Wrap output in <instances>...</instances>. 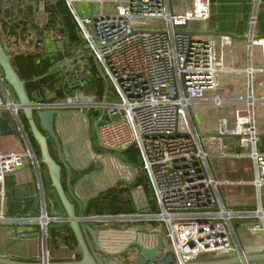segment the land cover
I'll return each mask as SVG.
<instances>
[{"label":"built area","instance_id":"obj_1","mask_svg":"<svg viewBox=\"0 0 264 264\" xmlns=\"http://www.w3.org/2000/svg\"><path fill=\"white\" fill-rule=\"evenodd\" d=\"M64 1L77 26L76 44L63 31L61 17L54 15L52 20L57 0H17L16 7L12 0H0V39L11 57L35 52L62 55L55 62L61 69L57 88L62 95L53 100L36 96L31 101L35 114L49 109L91 114L99 146L111 151L131 146L139 150L137 177L145 178L130 189L135 210L89 218L162 223L177 264L198 261L208 253H232L241 263L250 264L233 221L253 219V229L264 231V151L260 149L264 129L259 128L253 111L254 102L264 105V95L255 91L264 66L245 69L251 96L237 98L233 125L229 118L221 117L216 129L205 131L194 113V103L212 101L220 108L227 107V98L208 95L219 90L221 76L237 71L231 62L232 49L241 38L229 34L204 38L202 32L188 30L194 21L203 26L208 22L212 0H180L181 5L171 0ZM94 1L100 5L98 10ZM76 2L89 3L90 15L84 16ZM27 7L32 12L22 13ZM255 20L256 15L253 27ZM248 40L250 46H262L264 62V37L250 32ZM111 87L119 100L108 98ZM15 99L0 67V109L14 114L26 143L21 151L5 152L0 139L1 185L8 174L27 165L39 173L43 168ZM228 136L237 137V144L249 149L247 156L254 164L251 180L215 177L210 158L228 156ZM221 184L253 185L257 207H227L221 199ZM46 206L44 202L41 217L27 218L40 224L44 262L50 261L49 226L53 220Z\"/></svg>","mask_w":264,"mask_h":264},{"label":"crops","instance_id":"obj_2","mask_svg":"<svg viewBox=\"0 0 264 264\" xmlns=\"http://www.w3.org/2000/svg\"><path fill=\"white\" fill-rule=\"evenodd\" d=\"M255 10L257 11V15L254 14ZM31 12V7L22 10V13ZM254 15H256V20L254 22V24L257 23L256 28L251 26V24H253L252 18ZM202 29L203 33H201V35H203L204 38L220 34H234L243 37V39L240 38L234 43L232 49L233 57L231 58V62L237 70L234 74L237 75L239 80L233 83V87H231L229 81L227 84L220 83V87L222 90H224L223 88L227 90L228 87L229 91L237 87H243L245 89V81L248 77L245 69L252 65L253 68L259 70L264 66L262 46L257 44L250 46V40H248V35H250L252 29L254 36L264 37V0H259V2L258 0H212L211 17ZM250 52L252 54V59H249ZM238 84H240V86H238ZM256 85L257 88L255 91L257 95H264V91L262 90L264 88V76L258 80ZM232 94L233 97L229 98L226 104L231 114H233L235 102L238 98V95ZM201 103L214 104L212 101H202ZM214 105L216 106V104ZM256 105H259V128L263 131L264 122H262L261 119L264 120V105L260 102H257ZM8 112L10 113L9 120H2L0 117V139H2V148L5 152L21 151L26 147V143L18 130L17 120L14 114L10 110H8ZM195 115L200 123V114L198 115L195 113ZM200 125L205 131H210L203 126L202 122ZM62 135L64 136V134ZM18 138H21L22 143H20ZM261 143L260 149L264 151V137L261 138ZM237 145L236 142V146ZM237 147L241 148L240 145ZM236 154L243 153L236 152L235 154H230L228 151V156L226 157L238 159L239 157H237ZM214 175L221 180H245L239 177V174H233V176L228 179H224L215 173ZM219 189L221 199L229 208L251 209L257 207V191L253 185L221 184ZM91 191L93 192L94 190L88 189L86 192L83 190L80 195L92 194ZM54 193H56V191L51 185V178L48 171L43 168L41 173H39L33 166L27 165L19 171L8 174L5 177L4 183L2 185L0 184V256L25 262H37L42 260L40 224L38 222H30L27 218L41 217L43 213L42 207L44 202H46V211L48 215L53 218L51 223L69 225V222L65 219L66 214L61 203L58 206L59 209H56L57 205L55 204H51L50 208L48 207V198L52 196L55 197ZM262 201L264 205V191ZM88 215L92 216L97 214L96 212H90ZM254 222L253 219H238L233 221L237 237L250 255L264 253V231L254 230ZM159 224L161 223L154 221H107L95 222L94 226L101 230L102 246L109 250H118L123 248L129 241L133 240L136 228L147 230L157 229L161 231ZM49 249L50 260L52 261L71 260L81 253L76 236L71 227L64 233L59 244L55 245L53 242L52 244L49 243ZM237 257V255L232 253H208L200 256L198 261L228 260V264H243L241 262H235ZM250 264H264V259L250 261Z\"/></svg>","mask_w":264,"mask_h":264},{"label":"water","instance_id":"obj_3","mask_svg":"<svg viewBox=\"0 0 264 264\" xmlns=\"http://www.w3.org/2000/svg\"><path fill=\"white\" fill-rule=\"evenodd\" d=\"M55 1L56 0H51L52 3ZM30 5L33 6L34 2H30ZM252 32L253 29L251 30V33ZM186 33L192 35V32ZM231 35L239 37L234 34ZM0 67L3 71L6 82L14 91L18 103L21 106V110L28 120L33 137L39 145L41 154L40 159L42 164L47 168L48 174L51 178V185L55 189L60 203L65 210V219L69 222V225L76 236L81 252L79 256L71 260H50L48 262L42 260L37 262H25L0 256V264H177L174 253L165 242L163 232L157 229L147 230L136 228L133 240L129 241L123 248L118 250H109L102 246L101 230L94 226V223L98 222V219L89 218L90 215H88L87 210L90 202L98 198L101 192L107 191L109 188L98 190L93 194L80 195V192L77 189L78 185L93 174L83 177L74 187H71L69 181L67 186H65L63 181V168L68 171L69 178L71 166L74 167L73 161L67 153V147L74 142H80L81 140L61 143L56 131V118L57 115L62 114L63 111L49 109L35 114L33 104L25 89V82L21 79L12 65L11 56L6 52L1 39ZM68 112L83 115L89 125L88 113L76 110H69ZM260 137H264V132L260 134ZM49 138H53L56 141L59 161L51 153ZM101 148L106 149L104 147ZM108 155L110 154H104L99 161L105 165L103 159ZM119 161L123 166L127 167L129 171L130 178L126 181L130 183L134 182L137 176L136 167L133 164L121 160ZM90 162L83 167H76V169H84L90 164ZM259 259H264V253L247 255L248 261ZM240 261V258L237 257L235 262L240 263ZM188 264H228V260L207 262L195 261Z\"/></svg>","mask_w":264,"mask_h":264},{"label":"rangeland","instance_id":"obj_4","mask_svg":"<svg viewBox=\"0 0 264 264\" xmlns=\"http://www.w3.org/2000/svg\"><path fill=\"white\" fill-rule=\"evenodd\" d=\"M171 1L173 3H178L179 5H181L180 0H171ZM12 5L14 7L18 6L17 0H12ZM76 6L82 12V14L84 16L90 15L89 3L76 2ZM86 7H87V11H86ZM99 7H100L99 3L97 1H94V9L98 10ZM254 14L257 15L256 10H255ZM251 26H253V24H251ZM256 26H257V23L254 24L255 28H256ZM202 28H203V24L201 21H194V22H192V24H190V26L188 27V30L194 29L195 32L198 31V32L203 33ZM222 81H223V84H227V82H228L226 80V78L223 79ZM103 88H104V90L106 88L105 82H104ZM223 89L224 90H222V88L219 87V90H217V92H219L218 96L223 97V98H227V102L224 103L226 105L228 103V99L233 97V94L229 91L228 87H227V90L225 88H223ZM46 94L49 97H52L55 95V93L53 91H50V90H48L46 92ZM208 96L210 97V95H208ZM108 98L111 100H119V98L116 96L114 89L112 87H111V89H108ZM216 106L212 103L211 104L197 103V102L194 103L195 113H197L198 115L200 114V120H201L203 126L207 130H210V131L216 129L217 124H218V120L221 117L229 118L230 125H233V122H234L233 114L229 113V107H226V109H222V108H218ZM68 111L69 110L63 111L61 116H60V114L57 115V117H58L57 118V124H59L61 130H63V132H65L64 137L66 135L67 139H72L74 137V134L71 130L72 123L73 122H82L81 121L82 116L77 115L76 113L68 112ZM229 116L232 118H230ZM0 117L2 120H9L10 113L6 109H0ZM64 123H65V126H63ZM93 134H94V126H92L91 137L89 139H87L84 142H80V143L76 142V144H74L75 143L74 142L73 145L72 144L69 145V147L67 148L68 155L72 159H74V157H75V158H77L78 161H80V159H81V161L82 160L86 161L89 158L90 159L98 158V160H99L104 154H110L108 156H105V158L103 159L105 162V165H107L109 167L117 168L121 162L119 161L118 158H115V157L122 156L124 154V151L120 152V151H111L108 149L107 150L104 149V150H106V152H103V149H101L96 144V140L94 138L95 134L94 135ZM226 139L229 143V145H228V143L226 142L227 143V148H226L227 153H228V151L230 152V154H235L236 152H242L245 156L239 157L238 159H233V157L232 158L211 157L210 163H211V167H212L213 172L215 174L220 175L224 179H228L229 177H232L233 174H239V177H242L245 180L252 179L254 177V164H252L253 161L247 156L249 149L237 147L238 146V145L236 146V142L238 139L237 137L229 136ZM18 140L20 141V143H22L21 138H18ZM73 141H75V140H73ZM131 154H134V153H131ZM135 156H136V159H138V165L135 167H138L139 163L141 161L140 153L137 152L135 154ZM118 162H119V164H118ZM43 169H45L44 166H43ZM218 179L221 180L220 178H218ZM98 180H99V178L98 179L95 178L94 183H96ZM99 183H103V182L99 181L98 184ZM146 185H147V181H146ZM84 191L86 192V190H84ZM81 192H83V190ZM91 193H92V191H91ZM54 196L55 197L52 196V197L48 198V207L50 208L51 204H55V205H57L56 209H59L58 206H59L60 202H59L58 195L56 193H54ZM149 196L152 197V193L150 191H149ZM159 226L161 227V231H163L165 234L164 225L161 223V224H159Z\"/></svg>","mask_w":264,"mask_h":264},{"label":"trees","instance_id":"obj_5","mask_svg":"<svg viewBox=\"0 0 264 264\" xmlns=\"http://www.w3.org/2000/svg\"><path fill=\"white\" fill-rule=\"evenodd\" d=\"M54 15L61 17L63 31L69 35L71 42L73 44H76L78 41L77 26L64 0H57L56 4L53 6L52 20L56 19ZM61 57L62 55L59 52L47 54L46 56L42 55L41 52H35L28 54H16L11 57L12 65L14 66L15 70L17 71L21 79L25 82V89L31 101H33L36 96L37 97L40 96L44 100H53L56 97L58 98L59 96L62 95V91H60L57 88L60 82L59 73L61 69L59 65H56L57 61H59ZM48 90L53 91L55 93V97L50 98L46 94ZM13 95L17 99L14 91H13ZM21 118L23 120L27 132L29 133L31 143L37 155L40 157L41 154H40L39 145L35 140V138L33 137L28 120L23 114L22 110H21ZM57 118H56V123H57ZM64 140L67 141L69 139H67V136H65ZM105 151L106 150L103 149V152ZM56 152H57L56 149H51L52 155L59 161L58 154ZM137 152H139V150L134 146L125 149L124 153L127 156L126 162L137 166L138 159H136L135 156ZM43 166L47 170L46 166L45 165ZM81 173L84 174L85 171H82ZM144 178L145 177L143 176L141 177L138 176L134 184L144 181ZM63 180H64V174H63ZM134 184L132 186H134ZM132 186L130 188H132ZM94 192L95 190L92 193ZM134 210L135 207L132 198L130 196V189H129L128 198L124 196L118 197L117 195L116 197V196H110V194H106L103 197H98L92 200L89 204L87 211L88 213L96 212V214H119V213L133 212ZM69 229H70L69 225H60L56 223H51L49 226V243L52 244L53 242L55 245L59 244L61 242L64 233L67 232Z\"/></svg>","mask_w":264,"mask_h":264},{"label":"flooded vegetation","instance_id":"obj_6","mask_svg":"<svg viewBox=\"0 0 264 264\" xmlns=\"http://www.w3.org/2000/svg\"><path fill=\"white\" fill-rule=\"evenodd\" d=\"M76 114L82 116V120H81L82 122H73L72 123L71 130L74 134V137L72 139H69L67 141L64 140V136L62 134H65V132H63V130H61L59 124L56 123V131H57V134L59 135L61 143L73 141V140H81L80 142L86 141L87 139H89L91 137L92 126H94V134H95V125L92 121V115L88 114V120H89V125H88V122L83 115L78 114V113H76ZM63 126H65V123L63 124ZM95 140H96V138H95ZM80 142H77V143H80ZM74 144H76V143H74ZM96 144L98 145L97 141H96ZM49 145L51 146V149H56V151H57L56 153L58 154L57 145H56V142L53 138H49ZM120 152H122V151H120ZM126 157L127 156L124 153L122 156H120V157L118 156L117 158L121 161L126 162ZM58 158H59V156H58ZM72 161H73V165L75 168L71 166L69 178H68V171L65 168H63L65 186H67V183L69 181L71 184V187H74L83 177H85L89 174H93L92 176L83 180L78 185L77 189L79 192H81L82 189L83 190L93 189L96 192V191L104 189V188H109L107 191L101 192L99 197H103L106 194H110V196H116L117 197V195H118V197L124 196V197L128 198L129 197V189H131L130 187L135 183L136 179L138 178L136 176L134 182H131V183L127 182L126 180H128L130 178L129 171H128L127 167H124L123 165H121V163L119 164V162H118V164H119L118 167L113 168V167H109L107 165H103L98 160V158H92V159L89 158L86 161H83V160L81 161V159H80V161H78L77 158L74 157V159H72ZM89 161H91V162L86 168L81 169V170L76 169V167L85 166ZM82 171H85V173L82 174L81 173ZM95 178H97V179L99 178V180L96 183H94ZM99 181L100 182L102 181L103 183L98 184ZM124 222H134V221H124ZM163 235H164V232H163ZM164 239H165V242L167 243V245L169 246L170 245L169 240L166 239L165 236H164ZM169 248H170V246H169Z\"/></svg>","mask_w":264,"mask_h":264},{"label":"bare ground","instance_id":"obj_7","mask_svg":"<svg viewBox=\"0 0 264 264\" xmlns=\"http://www.w3.org/2000/svg\"><path fill=\"white\" fill-rule=\"evenodd\" d=\"M235 77V78H234ZM227 81H229L231 83V87H233V83L235 82H238L239 78L237 77V75L235 74H230V73H227V74H224L223 76H221V80L225 79ZM221 84H223V81H220ZM237 84V83H236ZM250 84V83H249ZM245 89L243 87H237V88H234L232 90H230L231 93H234L236 95L239 96H248L250 95L251 96V90L250 88L247 86V79L245 81ZM238 86H240V84H238ZM215 94H219V92H212V93H209V95H215ZM218 105V104H217ZM253 111L255 112L256 116L259 117L258 115V112H259V105H256V102H254V107H253ZM262 122H264L263 119H261Z\"/></svg>","mask_w":264,"mask_h":264}]
</instances>
